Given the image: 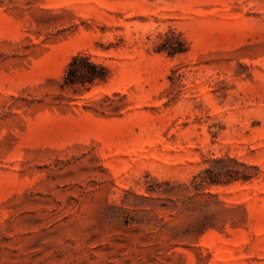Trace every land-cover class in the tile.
Returning a JSON list of instances; mask_svg holds the SVG:
<instances>
[{"label":"rangeland","instance_id":"1","mask_svg":"<svg viewBox=\"0 0 264 264\" xmlns=\"http://www.w3.org/2000/svg\"><path fill=\"white\" fill-rule=\"evenodd\" d=\"M78 53L107 82L62 88ZM228 156L237 228L148 192ZM0 264H264V0H0Z\"/></svg>","mask_w":264,"mask_h":264},{"label":"trees","instance_id":"2","mask_svg":"<svg viewBox=\"0 0 264 264\" xmlns=\"http://www.w3.org/2000/svg\"><path fill=\"white\" fill-rule=\"evenodd\" d=\"M169 41L167 36L158 52H168L170 56L185 53L181 47H176ZM109 73V69L94 61L91 55L78 53L67 65L62 88L89 92L94 86L107 82ZM258 170L256 166L239 162L229 156L215 158L211 160L210 167L193 176L189 183L172 185L166 182L158 189H149L148 192H157L167 197V203L160 205L165 210L197 212L199 209L201 216L193 229L200 236L211 229L225 231L229 224L237 228L245 222L246 211L242 206L227 207L209 189L236 183H252L258 178ZM200 198L203 200H198ZM240 208L243 209L245 217L238 215Z\"/></svg>","mask_w":264,"mask_h":264}]
</instances>
